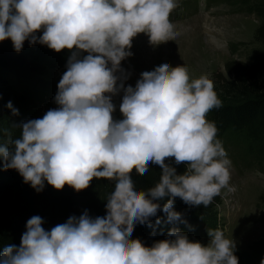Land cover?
Wrapping results in <instances>:
<instances>
[{"label":"clouds","instance_id":"1","mask_svg":"<svg viewBox=\"0 0 264 264\" xmlns=\"http://www.w3.org/2000/svg\"><path fill=\"white\" fill-rule=\"evenodd\" d=\"M177 6V0H0V42L10 39L17 52L26 40L72 51L57 85L58 107L23 122L19 138L9 133L0 142L3 168L18 171L38 192L45 181L77 192L93 179L114 182L106 216L85 211L50 231L32 216L20 245L2 247L0 264H239L235 241L219 227L208 229L207 245L175 227L150 247L132 238L137 223L152 226L161 210L157 201L167 197L162 211L175 222L181 221L176 198L207 208L222 190L234 191L231 161L215 122L207 119L222 107L207 75L192 79L185 66L164 62L125 88L116 74L133 55L138 34L148 35L152 45L177 38L170 21ZM121 90L123 118L117 120L112 97ZM170 158L186 164L183 174L166 163ZM150 164L162 169L159 182L139 190L131 174H147Z\"/></svg>","mask_w":264,"mask_h":264},{"label":"trees","instance_id":"2","mask_svg":"<svg viewBox=\"0 0 264 264\" xmlns=\"http://www.w3.org/2000/svg\"><path fill=\"white\" fill-rule=\"evenodd\" d=\"M234 1L242 7H251L254 12L262 13L260 10H264V0ZM185 8L189 11L188 6ZM36 35L39 37L42 32ZM256 37L263 44V49L248 62L229 61L226 64L231 78L225 80L223 88L231 101L222 103L219 109H212L207 119L215 122L217 138L222 144L239 145L246 154L259 157L264 162V20L256 30ZM71 55L72 51L68 49L56 52L46 45L30 44L27 40L20 52L15 51L10 39L0 42V142H6L9 133L13 139L20 137V125L31 120V117L27 119L28 115H35L37 103L56 104L59 82L49 81L44 76L49 68L65 72ZM85 55L86 52L80 53L81 57ZM9 102L12 109L7 107ZM13 109L18 110V114H14ZM166 163L175 167L177 174L186 170V164L176 165L174 158L167 159ZM161 171L158 165L150 164L147 174L141 176L133 170L131 176L137 189L147 190L159 182ZM113 190V181L93 179L87 189L79 192L68 185L56 190L47 181L43 190L38 192L30 183L24 182L18 171L4 169L0 157V250L7 244L19 246L26 231L6 218L9 211L17 214L20 208L19 215L27 221L38 215L44 221L42 227L50 231L57 224L65 223L70 216L79 217L85 211L92 218L106 216L107 197ZM157 202L161 205L157 213L161 224L157 225V217H152L151 227L137 223L132 234L133 239L141 240L145 246L168 239V231L173 227L186 233L192 241L209 237L208 229L218 227L219 196L207 208L203 205L189 206L176 198L174 210L181 213V221L175 222H167L162 211L167 197ZM234 254L239 258V264H257V257H260L258 251L251 254L235 251Z\"/></svg>","mask_w":264,"mask_h":264},{"label":"rangeland","instance_id":"3","mask_svg":"<svg viewBox=\"0 0 264 264\" xmlns=\"http://www.w3.org/2000/svg\"><path fill=\"white\" fill-rule=\"evenodd\" d=\"M177 4L170 15V21L180 33L177 38L152 45L148 35L138 34L130 49L133 55L121 62L123 71H118L117 76L123 79L125 88L135 87L144 71H153L164 62L172 67L183 65L192 79L207 75L222 103L231 101L223 88L225 80L231 78L226 64L229 61L248 62L263 49L256 30L264 20V10L254 12L251 7H242L234 0H177ZM63 74L64 71L49 68L44 78L59 82ZM123 94L121 90L112 97L116 106L113 116L117 120L123 118L119 111ZM37 105L35 115H28L27 119L42 118L48 110L58 107L54 103L39 102ZM222 145L231 161L229 184L234 191L224 189L218 195V227L226 238H233L235 251L245 254L258 251L257 264H261L264 260V162L246 154L239 145ZM20 213V208L17 214L9 211L6 218L26 230L27 220ZM209 239L202 237L196 241L207 245Z\"/></svg>","mask_w":264,"mask_h":264}]
</instances>
